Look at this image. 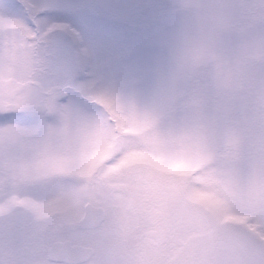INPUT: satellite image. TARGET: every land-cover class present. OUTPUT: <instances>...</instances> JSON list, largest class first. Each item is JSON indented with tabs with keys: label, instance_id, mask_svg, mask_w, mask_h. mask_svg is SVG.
<instances>
[{
	"label": "rangeland",
	"instance_id": "374dc122",
	"mask_svg": "<svg viewBox=\"0 0 264 264\" xmlns=\"http://www.w3.org/2000/svg\"><path fill=\"white\" fill-rule=\"evenodd\" d=\"M163 4L0 0V264H65L46 257L64 239L94 246L85 264H111L116 242L100 226L79 225L83 203L107 206L113 191L146 170L187 171L174 153L187 130L235 138L246 101L169 65L161 49ZM77 40L93 63L88 78L62 75L45 96L30 91L32 70L44 69L52 52L70 56ZM17 66L23 76L5 75ZM200 196L225 220L245 222L213 193Z\"/></svg>",
	"mask_w": 264,
	"mask_h": 264
},
{
	"label": "clouds",
	"instance_id": "9594fccd",
	"mask_svg": "<svg viewBox=\"0 0 264 264\" xmlns=\"http://www.w3.org/2000/svg\"><path fill=\"white\" fill-rule=\"evenodd\" d=\"M158 17L169 65L195 71L246 105L234 139L183 132L174 153L187 171L146 170L108 196L100 230L116 242L111 264H264V236L248 227L264 233V0H164ZM84 48L77 40L66 58L52 52L44 69L32 70L30 91L45 96L62 75L88 78L93 63ZM130 107L122 101L124 111ZM203 192L245 222L225 220Z\"/></svg>",
	"mask_w": 264,
	"mask_h": 264
},
{
	"label": "water",
	"instance_id": "95a60500",
	"mask_svg": "<svg viewBox=\"0 0 264 264\" xmlns=\"http://www.w3.org/2000/svg\"><path fill=\"white\" fill-rule=\"evenodd\" d=\"M65 95V93L63 92L60 97L63 98ZM94 208V207H93ZM96 211L92 212L86 216V218H83L82 221H80V225L81 226H87V225H92L95 223V225H98L102 219L104 218V213L102 212V208L101 207H97V208H94ZM88 220H91L93 221L92 224H90V222ZM66 244H69V242L67 241ZM63 247V243H59V242H56L53 244V246L51 247V257L53 259H60L56 256V254L58 253L59 250H61ZM69 249V247H68ZM74 250H78L80 252H84L85 253V257H88V254L92 251L91 248H86V247H82V246H75L73 248ZM68 261L72 262L74 260L72 259H68Z\"/></svg>",
	"mask_w": 264,
	"mask_h": 264
},
{
	"label": "flooded vegetation",
	"instance_id": "af4514ba",
	"mask_svg": "<svg viewBox=\"0 0 264 264\" xmlns=\"http://www.w3.org/2000/svg\"><path fill=\"white\" fill-rule=\"evenodd\" d=\"M90 200H87L86 202H89ZM91 203H92V201H90ZM94 203V202H93ZM94 205H96V206H102V207H104V209H105V212L107 211V206L106 205H98V204H95L94 203ZM81 213H82V211H81ZM80 213V217H81V214ZM79 217V218H80ZM79 218H78V220H79ZM103 223V222H102ZM93 228H97V227H93ZM64 240H66V239H64ZM68 240H70V239H68ZM62 241V240H61ZM70 242H71V244H80V245H84V246H90V247H92L93 248V253L88 257V259L87 260H84V261H80V262H73V263H68V262H66V261H61V263H65V264H85V263H88V262H90L91 261V259L93 258V256H94V253H95V248H94V246L93 245H91V244H87V243H82V242H72L71 240H70ZM63 256H64V254H63ZM69 256H71V255H69Z\"/></svg>",
	"mask_w": 264,
	"mask_h": 264
}]
</instances>
